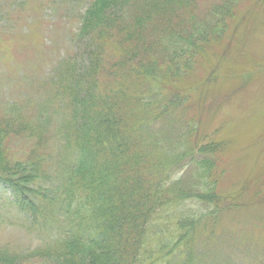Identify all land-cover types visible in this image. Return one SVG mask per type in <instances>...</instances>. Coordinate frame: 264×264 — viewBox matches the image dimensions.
I'll list each match as a JSON object with an SVG mask.
<instances>
[{"label":"trees","instance_id":"16d2710c","mask_svg":"<svg viewBox=\"0 0 264 264\" xmlns=\"http://www.w3.org/2000/svg\"><path fill=\"white\" fill-rule=\"evenodd\" d=\"M17 1L0 0V15ZM244 1L85 0L80 54L56 64L54 91L32 120L45 137L17 105L0 120V186L37 240L22 252L0 250V264H235L196 229L220 214L216 160L202 145L196 151L182 118L170 120L179 109L168 93L232 37ZM55 104L71 108L53 132ZM22 140L31 144L20 159L12 152ZM49 143L52 158L41 155ZM228 246L245 243L235 236Z\"/></svg>","mask_w":264,"mask_h":264},{"label":"rangeland","instance_id":"374dc122","mask_svg":"<svg viewBox=\"0 0 264 264\" xmlns=\"http://www.w3.org/2000/svg\"><path fill=\"white\" fill-rule=\"evenodd\" d=\"M84 2L20 0L10 10L12 14L0 15V120L6 117L7 107L17 105L25 117L23 123H29L45 137L47 129L32 120L37 118L50 90L54 91L56 64L60 59L80 54L77 15ZM204 2L210 4L215 0ZM238 11L229 39L232 43L228 40L216 50L210 48L209 54L168 93L178 99L175 106L179 109L175 114L171 110L176 116L170 120L182 118L185 137H194L196 151L202 145L203 151H208L206 156L216 160L219 182L214 185L219 194L213 204L221 197L217 204L220 214L208 218L209 223L200 222L196 229L206 239L215 240L221 260L231 255L235 264H263L264 254H257L262 251L256 246L264 250V0H245ZM107 49L109 57L111 47ZM70 108L55 104L49 110L53 120L47 128L55 132ZM53 135L47 138L51 141L54 137L49 136ZM28 142L19 141L12 154L25 158L31 144L27 146ZM53 147V143L47 144L46 149L41 147V155L52 158ZM10 192L0 186V208L5 198H12ZM189 206L206 210L204 213L211 210L196 203ZM10 207L8 200L0 210L4 221L0 223V250L22 252L37 240L27 233L25 219ZM235 236L245 246H228ZM16 264L53 263L50 257H37L21 259Z\"/></svg>","mask_w":264,"mask_h":264}]
</instances>
